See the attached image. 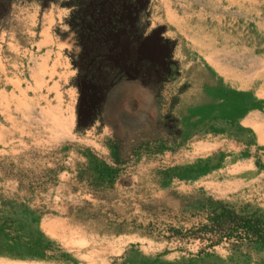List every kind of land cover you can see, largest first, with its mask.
Returning <instances> with one entry per match:
<instances>
[{"label":"rangeland","instance_id":"obj_1","mask_svg":"<svg viewBox=\"0 0 264 264\" xmlns=\"http://www.w3.org/2000/svg\"><path fill=\"white\" fill-rule=\"evenodd\" d=\"M34 1L47 7L55 3L64 10L66 17L56 24L54 34L67 44L64 54L72 61L79 48L66 24L69 0H13L7 15L0 18V38L18 26L11 15L13 5L18 9ZM151 18L152 4L150 28ZM150 28L149 32L159 29L150 53L169 56L151 58L169 62V79L159 92L138 81L121 82L107 98L101 120L81 134L76 131L79 92L71 81L74 94L68 101L73 99L76 113L72 138L63 141L61 134L63 140L50 145L37 135V141L28 137L25 143L0 146V201L17 199L39 210L42 231L79 264H92L99 252L113 249L116 237H123L126 251L137 246L147 254L211 250L210 239L216 238H204L197 230L206 217L190 207L197 201L214 199L264 210V169L260 168L264 167V110H257L258 115L245 123L255 128L243 124L247 114L238 119L249 131L244 135L229 129L215 114L203 118L201 113L216 103V95L236 90L218 73L224 58H210L211 48L195 47L181 36L170 35L166 27ZM160 39L174 42V49L160 48ZM256 54L264 55V48ZM262 59L245 58L243 70L260 76L257 83L264 82ZM246 93L264 101L253 92ZM90 156L120 168L113 187L97 183ZM188 167L210 170L196 180L167 177L178 170L185 174ZM68 168L73 175L69 194L62 188L51 192ZM60 217L63 220L56 221ZM217 247V252L227 254L225 245ZM0 264L63 263L0 255Z\"/></svg>","mask_w":264,"mask_h":264},{"label":"trees","instance_id":"obj_2","mask_svg":"<svg viewBox=\"0 0 264 264\" xmlns=\"http://www.w3.org/2000/svg\"><path fill=\"white\" fill-rule=\"evenodd\" d=\"M66 7L71 10L66 24L74 33L79 48L72 56L77 71L72 85L79 92L76 131L83 134L101 120L107 98L121 82L138 81L159 92L169 79V62L151 58L169 56L150 53L151 43L159 32V29L149 32L151 0H69ZM159 47L172 51L175 43L160 39ZM216 96V103L201 116L208 119L215 114L225 120L229 129L242 135L249 131L241 127L238 119L250 111L264 110V101L259 102L251 93L227 89ZM175 127L177 125L172 127L173 132ZM89 160L90 170L96 174L100 187H113L120 168L94 156ZM115 161L121 164L119 158ZM219 166L220 163L214 165L215 168ZM185 170L188 171L185 174L181 170L169 172L167 177L196 180L210 169L188 167ZM190 207L206 217L197 230L204 238H216L210 239L211 250H200L194 256L172 263L164 260L166 253L148 256L132 246L114 264H264L263 209L251 205L238 208L214 199L197 201ZM41 219V212L27 202L1 199L0 255L79 264L42 231ZM220 245L227 247V255L215 250Z\"/></svg>","mask_w":264,"mask_h":264},{"label":"crops","instance_id":"obj_3","mask_svg":"<svg viewBox=\"0 0 264 264\" xmlns=\"http://www.w3.org/2000/svg\"><path fill=\"white\" fill-rule=\"evenodd\" d=\"M151 4V31L163 26L195 47L211 48L210 58L227 62L221 59L217 68L226 83L264 99V82H256L260 76L243 70L245 58H264L256 54L264 48V0H151ZM64 13L55 3L47 7L34 1L18 9L13 5L11 15L18 26L0 38V146L25 143L28 137L37 141V135L45 137L41 142L54 145L63 140L61 134L63 141L74 136L76 113L68 96L74 94L71 81L76 71L64 54L67 44L54 34ZM258 113L250 111L243 124L255 128L245 123ZM72 176L69 168L63 171L51 192L62 188L69 194ZM122 238L116 237L115 247L99 252L92 264H113L121 258L126 251ZM198 252H164V260L174 263Z\"/></svg>","mask_w":264,"mask_h":264},{"label":"flooded vegetation","instance_id":"obj_4","mask_svg":"<svg viewBox=\"0 0 264 264\" xmlns=\"http://www.w3.org/2000/svg\"><path fill=\"white\" fill-rule=\"evenodd\" d=\"M13 0H0V18H4L12 6Z\"/></svg>","mask_w":264,"mask_h":264},{"label":"bare ground","instance_id":"obj_5","mask_svg":"<svg viewBox=\"0 0 264 264\" xmlns=\"http://www.w3.org/2000/svg\"><path fill=\"white\" fill-rule=\"evenodd\" d=\"M176 22V21H175ZM175 24V23H174Z\"/></svg>","mask_w":264,"mask_h":264}]
</instances>
